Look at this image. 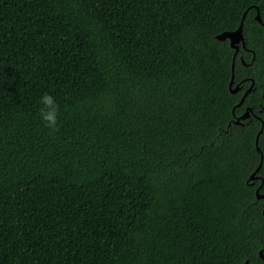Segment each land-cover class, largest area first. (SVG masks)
I'll return each mask as SVG.
<instances>
[{"label":"trees","instance_id":"1","mask_svg":"<svg viewBox=\"0 0 264 264\" xmlns=\"http://www.w3.org/2000/svg\"><path fill=\"white\" fill-rule=\"evenodd\" d=\"M262 89L264 0H0V264H264Z\"/></svg>","mask_w":264,"mask_h":264},{"label":"water","instance_id":"2","mask_svg":"<svg viewBox=\"0 0 264 264\" xmlns=\"http://www.w3.org/2000/svg\"><path fill=\"white\" fill-rule=\"evenodd\" d=\"M245 17V12L243 13L242 15V18H241V21L238 25V27L235 29V30H232V31H223L219 34L216 35V38L219 39V40H225V39H228L229 40V45L231 48L234 49V53H233V57H232V64H231V78H230V82H229V89L231 92H237V90L239 89L238 85L235 86L234 88L231 87V84L233 82V70H234V57H235V54L238 50V45L237 43L241 42L243 44V46H245V42H244V38H243V33H242V27H243V19ZM256 19H258L259 21H261V18L259 17V12L257 11V14H256ZM246 96V93L244 95H242V97L240 98V100L238 101V103L236 104V106H239L241 105V103L244 101V98ZM249 116V111L248 109L246 108L245 111L240 115L239 118H246ZM262 129H260L256 135V139H255V145H256V149L259 151V147H258V137H259V134L261 132ZM261 161H262V154H261V160H260V163L258 164V166L255 168V170L251 173L250 175V179H255L256 176V172L259 171L260 169V166H261ZM263 182V179H261V183ZM259 187H257L256 189V196L259 198V197H264V193H259L258 192V189ZM259 254L262 256V251H259ZM245 264H247V261L245 262Z\"/></svg>","mask_w":264,"mask_h":264},{"label":"clouds","instance_id":"3","mask_svg":"<svg viewBox=\"0 0 264 264\" xmlns=\"http://www.w3.org/2000/svg\"><path fill=\"white\" fill-rule=\"evenodd\" d=\"M39 103L41 105L39 115L44 126L52 132L58 131L59 106L55 98L49 93H44Z\"/></svg>","mask_w":264,"mask_h":264},{"label":"flooded vegetation","instance_id":"4","mask_svg":"<svg viewBox=\"0 0 264 264\" xmlns=\"http://www.w3.org/2000/svg\"><path fill=\"white\" fill-rule=\"evenodd\" d=\"M256 14H257V12H256ZM255 18H256V15H255ZM260 22H261V21H260ZM228 41H229V40H228ZM237 45H238V50H237V52L240 50V48H242V49L244 50V53H246L247 56H248V54H251V55H252L251 60L254 58V51H253L251 48L246 47V45L243 46V44H242L241 42L237 43ZM237 52H236V53H237ZM239 59H240L241 63L244 64V65H248V64L251 62V60H250V61H246V60L244 59V55H243V54H239ZM230 78H231V77H230ZM233 78H234V77H233ZM246 81H247V85L244 86L243 82H246ZM229 82H230V81H229ZM233 84H234V79H233V82H232V84H231V87H232ZM237 85H238V87H239V89H238L237 91L241 90V94H242V95H244L245 93H246V95H247L248 93L252 92V91L255 89L253 78H252V77H248V76L243 77L242 79H240L236 84H234L233 88H234L235 86H237ZM262 92L264 93V89H262ZM242 95H241V97H242ZM241 97H240V98H241ZM244 99H245V98H244ZM242 103H243V102H242ZM242 103H241V104H242ZM239 106H241V105H239ZM246 108L248 109L249 112L251 111V108H250V107H248V106L244 107L243 111H242L239 115H235V118H234V120H233L235 123H239L240 120H242V118H239V117H240V115L245 111ZM249 114H250V113H249ZM248 117H249V116H248ZM243 119H245V118H243Z\"/></svg>","mask_w":264,"mask_h":264}]
</instances>
